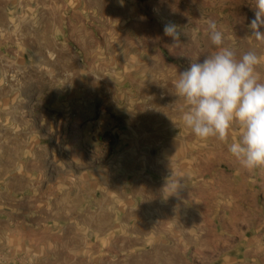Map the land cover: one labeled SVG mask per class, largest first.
I'll return each mask as SVG.
<instances>
[{"label": "rangeland", "instance_id": "obj_1", "mask_svg": "<svg viewBox=\"0 0 264 264\" xmlns=\"http://www.w3.org/2000/svg\"><path fill=\"white\" fill-rule=\"evenodd\" d=\"M253 8L0 0V137L20 128L38 143L23 198L30 240L0 264H264V168L244 169L229 154L238 124L227 142L197 138L174 88L215 51L208 19L238 54L258 52L264 82ZM168 22L181 31L177 46Z\"/></svg>", "mask_w": 264, "mask_h": 264}, {"label": "clouds", "instance_id": "obj_2", "mask_svg": "<svg viewBox=\"0 0 264 264\" xmlns=\"http://www.w3.org/2000/svg\"><path fill=\"white\" fill-rule=\"evenodd\" d=\"M253 4L254 18L248 27L264 41V0ZM163 32L172 46L181 42L176 24L165 23ZM206 32L215 51L203 62L192 61L174 83L176 96L187 105L182 110L183 125L199 139L227 142L229 130L238 124L241 133L228 144L229 154L244 169L264 168V82L256 71L262 57L255 49L238 54L229 47L214 19H208ZM183 186L179 183L173 194L178 195Z\"/></svg>", "mask_w": 264, "mask_h": 264}, {"label": "crops", "instance_id": "obj_3", "mask_svg": "<svg viewBox=\"0 0 264 264\" xmlns=\"http://www.w3.org/2000/svg\"><path fill=\"white\" fill-rule=\"evenodd\" d=\"M18 133H21L20 128L13 136L0 137V255H8L10 251L13 257L18 256L21 244L30 240L34 221L32 209L23 206V198H26L25 193L31 192L26 188L36 176L31 162L38 153L33 149L38 143Z\"/></svg>", "mask_w": 264, "mask_h": 264}]
</instances>
